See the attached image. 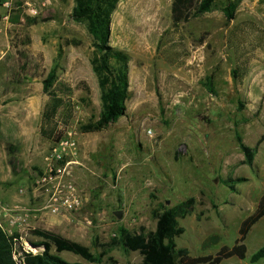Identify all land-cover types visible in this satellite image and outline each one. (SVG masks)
I'll use <instances>...</instances> for the list:
<instances>
[{
    "label": "rangeland",
    "instance_id": "obj_1",
    "mask_svg": "<svg viewBox=\"0 0 264 264\" xmlns=\"http://www.w3.org/2000/svg\"><path fill=\"white\" fill-rule=\"evenodd\" d=\"M234 1L230 20L226 0H216L175 28L171 0H119L109 44L129 55L126 111L100 131L82 132L81 125L98 118L102 101L91 62L94 40L86 22L72 19L74 0H10L8 10L0 0V200L27 213L11 230L25 247L41 240L32 232L39 228L96 254L106 250L104 259L136 264L141 255L117 243L118 227L154 230L155 211L190 196L194 207L178 219L184 231L177 247L201 256L234 244L264 192V139L258 143L264 134V0ZM53 65L74 88L64 136L76 148L51 162L50 171L46 157L54 143L40 136L39 126L47 101L42 80ZM239 139L256 148L252 166L244 163ZM42 176L73 183L81 207L51 214ZM214 235L219 240L204 245ZM244 243V258L217 264H264V258L250 260L264 243V216ZM51 252L93 264L70 251Z\"/></svg>",
    "mask_w": 264,
    "mask_h": 264
},
{
    "label": "trees",
    "instance_id": "obj_2",
    "mask_svg": "<svg viewBox=\"0 0 264 264\" xmlns=\"http://www.w3.org/2000/svg\"><path fill=\"white\" fill-rule=\"evenodd\" d=\"M119 0H74L71 17L77 22H86L95 46V56L92 58V68L96 73L101 89L102 108L96 120H89L80 126L82 132L100 131L125 114V102L129 95L128 61L129 55L122 49L109 44L111 13ZM216 0H171L170 15L172 25L177 28L180 23L192 16L201 15L209 11ZM236 3L226 0L223 8L227 20L234 17ZM67 43V42H66ZM62 55V47L57 56ZM234 77L237 75L233 70ZM205 85L212 90L211 76ZM43 91L47 94V101L43 107L39 133L42 138L53 143L58 142L65 134L72 117L75 102L72 94L74 88L58 77L57 65H53L42 80ZM82 99V98H81ZM264 139V134L258 143ZM239 146L244 154V163L253 165L255 147L243 143L239 139ZM232 187V186H231ZM195 199L190 196L171 207H162L155 211L156 224L154 230L131 232L123 226L118 227L117 243L124 249L138 251L140 262L136 264H217L223 259L236 256L245 257L246 245L244 240L252 228L264 216V192L248 216L240 223L238 238L231 246H222L215 255L190 256L187 248L177 247L176 237L183 233L184 228L178 219L188 215L194 207ZM32 232L41 238L30 242L32 246L40 247L35 250L26 248L20 240L19 234L9 233L0 226V264H85L82 262H68L58 254L51 252L70 251L93 264H121L112 256L103 258L106 250L93 253L89 247L62 235L35 228ZM219 240L214 235L208 238L204 245ZM264 258V243L252 253V262Z\"/></svg>",
    "mask_w": 264,
    "mask_h": 264
},
{
    "label": "built area",
    "instance_id": "obj_3",
    "mask_svg": "<svg viewBox=\"0 0 264 264\" xmlns=\"http://www.w3.org/2000/svg\"><path fill=\"white\" fill-rule=\"evenodd\" d=\"M1 5L8 10L10 0H2ZM30 13L36 14L37 10L30 7ZM75 141L70 136H63L58 142L54 143L50 149L46 160L49 164V170H52L53 161H59L66 155L72 153L75 147ZM41 180L47 184L45 208L53 215H66L78 210L82 204V198L75 185L71 182H53L50 178L42 176ZM27 213L20 207H11L0 200V226L11 233V230L21 225L26 220ZM28 248V247H26ZM36 251V250H35Z\"/></svg>",
    "mask_w": 264,
    "mask_h": 264
},
{
    "label": "water",
    "instance_id": "obj_4",
    "mask_svg": "<svg viewBox=\"0 0 264 264\" xmlns=\"http://www.w3.org/2000/svg\"><path fill=\"white\" fill-rule=\"evenodd\" d=\"M115 215H116L117 217H120V216H121V214H120L119 211H115ZM26 244H27L28 249H30V250H36V251H37V249L40 248V247L32 246L28 241H26Z\"/></svg>",
    "mask_w": 264,
    "mask_h": 264
}]
</instances>
